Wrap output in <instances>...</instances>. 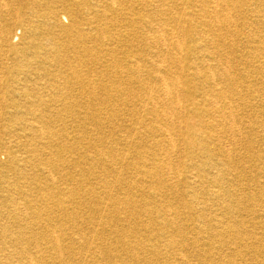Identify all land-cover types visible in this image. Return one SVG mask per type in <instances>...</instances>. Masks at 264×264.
I'll list each match as a JSON object with an SVG mask.
<instances>
[{"label": "rangeland", "instance_id": "rangeland-1", "mask_svg": "<svg viewBox=\"0 0 264 264\" xmlns=\"http://www.w3.org/2000/svg\"><path fill=\"white\" fill-rule=\"evenodd\" d=\"M47 1L0 0V21L11 29L6 39L0 37V113H2L0 115V174L8 179L11 178L10 183L5 182L0 187V200H2L0 201L2 210L0 222L7 229V249L12 248L16 256L20 250H25L28 254H41L44 264H60L52 262L55 255L49 248L50 242L42 238V235L52 234L56 235L55 237H61L64 245L72 243L73 249L65 256V262L69 263L73 259L80 260L85 249L81 246L83 242L76 241V238L81 237L80 233L87 234V237L94 235L92 223L85 219L90 214V205L106 204L104 195L109 192L119 199L116 205L119 208L123 206V199L127 197L135 198L139 202L140 210L143 212L141 218L138 220L129 218L117 222L119 225L126 226V234L129 233L127 239L134 244L138 245L137 243L142 240L155 244L154 251L160 264H179L182 261L180 258H185L189 264H213L211 260H205L203 255L197 256L200 252L215 253L216 247L220 245V242L208 243L207 239L203 238L207 236L208 228L199 221L198 214L204 213L206 221L212 224H215L218 219L224 218L229 222L230 219L220 203L207 204L211 194H207L206 190H212L214 185L209 180L212 167L203 164L204 153H190L186 148L184 134L189 128L197 126L196 118L184 112L172 115L171 137L163 134L162 130L155 132L145 130L143 134L141 132L134 134V129L137 127L129 131L127 128L133 127V124L127 121L124 125L125 121H123L127 116L125 114L127 108H135L131 104L122 105L123 99L119 98L118 92L124 87L128 88L122 81L127 78L126 69H129L126 62L129 59L127 55L139 56L141 53L149 52V62L146 67L153 69L158 63L153 52L164 51L169 47L162 43H155L154 35L144 33L150 25L159 27L161 23L160 20L155 19L156 17L165 18L163 0H65L72 10L64 8L59 0H57L60 2L58 4ZM170 1L180 4L196 3L195 0ZM225 1L227 3L218 11L230 17L229 31L227 35L224 33L220 38L214 37L220 40L219 45H216L215 40H210L203 42L204 48L218 57L220 61H215L214 64H217L219 68H229L233 76L248 73L251 83H255L260 79L259 75L253 73L256 72L255 67H261L262 70L264 67V1ZM230 1L232 3L229 5ZM52 10L60 11L66 29L71 27L74 29L69 31L73 36L78 28L86 31L84 34L87 47L103 49L104 58L102 57L100 61V64H103V71L99 68V64H96L90 69V74L102 82L104 87L99 89L92 98L81 94V88L79 91L78 84L74 83H71L68 88L60 87L57 91L58 88L54 89L52 86L53 77L44 75L41 68L36 65H30V68L25 67V64L14 55H8L5 58L10 45L18 49H22L23 43L24 46L26 45L27 39L21 27L22 19L27 20L29 16L34 18L38 13H48L53 18ZM172 26H174L173 23L164 25L162 28L170 29L171 40L174 43L180 42L183 52L186 53L194 43H191L186 36L173 31L170 28ZM96 27H98L97 39L88 33L91 28ZM65 30L60 32L58 26L54 29L56 38L63 39L59 41L60 44L67 45L66 50L60 53L69 54V57L49 66V72L53 70L59 74L68 73L69 60L73 56V51L76 52V48L82 46L83 42H72L71 38L63 37ZM93 32L95 35V31ZM111 35L115 36L114 42L110 41ZM1 40L6 41L7 44H3ZM107 48L110 54L106 53ZM112 49L114 52H111ZM2 53L4 55H1ZM116 59L121 60L120 63L123 65L121 69L114 66ZM246 59L250 62V67L247 66ZM183 62L184 59H181L179 63L181 67ZM73 64L76 65L77 62ZM144 67L143 65V69ZM82 70L86 72L88 68L82 66ZM182 73H184L183 70ZM23 85L30 89L31 98L39 101L36 105L56 118V121L52 123V129L56 133H61L62 137L57 135L52 139V150L46 147L48 139L42 133L45 130V124L41 122L39 124L37 121V111L30 112L25 107L31 99L20 92ZM149 85L152 83L144 84V86ZM108 94L112 98H107ZM63 98L72 107L70 110L65 108ZM189 100V96L184 94L181 103L186 105L190 102ZM86 101H91L99 110L101 120L104 122L102 130H99L91 120L85 119L87 112L91 115L95 113L90 108H82L77 104V102ZM247 101H250L251 107L247 105ZM154 102L159 108L170 109L173 105V103H164L161 98L154 99ZM240 103L241 106L235 111L242 117L238 123L239 128H236L232 140L222 139L219 144L226 148L222 151L229 150V155L225 154L226 159L231 161L229 168L232 173L241 175L239 179L241 182L235 187L230 185L232 182L225 183L224 186H227L228 190L236 189L239 193L247 192V196H241L243 198H240L236 204L257 210L254 218L252 213H248V216L243 215V220L249 225V229L261 236L258 238L264 240V197L260 198V195H257L258 190L264 191V177L259 172V168L264 166V158H261V155L264 156V96L253 99L246 92ZM113 109L118 112L112 111ZM171 121L167 122L171 123ZM157 122L163 121L156 120L150 123L154 125ZM163 123L165 125V122ZM216 143L211 141L208 145L214 148L217 146ZM57 148L60 153L55 151ZM111 150L114 151L115 157L110 155ZM215 150L218 151L219 148ZM50 151L57 153L54 157L58 159L57 168L49 167L50 170H48L42 167L39 171L36 167H31L38 163L39 157L52 158ZM21 154L26 156L25 162L30 167H27L28 170L24 171V176L19 178L20 175L14 173L12 167L13 165L15 168L22 167L19 160ZM243 156L246 157L245 161L241 159ZM98 160L105 161L97 163ZM155 160L162 165L159 171L153 168ZM141 161L147 163L149 171L153 168V173L146 176L140 174L137 168L141 166L139 163ZM194 165H196L195 168L192 167ZM217 166L220 172L228 169L220 163L215 167ZM198 170L202 172V177H199ZM160 179L163 186L159 185ZM103 181L108 183L105 184ZM87 187L96 188V192L100 194L98 202L86 195ZM104 191H106L105 194H103ZM253 195H257L256 197L263 202L252 206ZM195 198L198 200L193 201ZM204 203L206 204L203 209ZM237 215L239 216L238 213ZM240 218L237 217V219ZM151 219L155 221L151 222ZM162 219H176L171 226L180 228V231L169 228L165 233H161L158 224ZM248 221L251 222L248 223ZM135 225H139L140 231L130 233ZM147 227L149 229H146ZM23 229L27 231L20 232ZM99 235L101 238L98 239L100 240L98 245L92 243L93 237H90L94 250L99 249V246L101 249L108 247L114 254L128 257L129 253L117 246L116 237L109 230H103ZM182 238L186 240L182 241ZM149 246L140 247L139 254L155 257L153 250L152 253L149 250ZM98 253L97 251V255ZM26 255H19L21 258L13 256L11 264H22L21 262L26 261ZM95 258L96 260L92 263L96 261L95 264H103L97 256ZM241 258L243 264H257L258 261H264V257L246 251ZM215 259L221 260V257L215 255ZM89 260L91 257H88L87 262ZM127 264L146 263L129 261Z\"/></svg>", "mask_w": 264, "mask_h": 264}, {"label": "bare ground", "instance_id": "bare-ground-1", "mask_svg": "<svg viewBox=\"0 0 264 264\" xmlns=\"http://www.w3.org/2000/svg\"><path fill=\"white\" fill-rule=\"evenodd\" d=\"M59 1L64 8L72 10L70 4H68L65 0ZM47 2H50L51 4L60 3L57 2V0H48ZM163 2V12L166 19L162 16L156 17L155 19L160 20L161 23H158L160 24L159 27H151L150 25L144 33L154 35L155 43H162L163 45L169 47H165L166 50L164 51L155 50L153 52L156 61L158 62L153 67V69L151 67L149 69L146 67V64L149 62V52L145 54L141 53L139 56L130 57L129 55H127L129 59L126 60V62L128 63L129 69H126L127 78L122 79V81L125 86H128V90L124 87L123 89L118 91L120 93L119 98L123 99L121 103L122 105L131 104L138 109L127 108L125 112L127 116L123 120L125 121L124 125L127 121L133 124V127L127 128L129 131L133 130L134 127H137L134 129V134H140V132L141 134H143L145 130L148 132L162 130L163 134L171 137L170 127L173 123L170 119L172 115L174 116L177 112H184L185 114L195 117L197 126L194 128H189L188 131L184 134L186 148L190 153H204L203 164L205 166L212 167V171L209 172V180L214 185L212 190H206L207 194H211L212 196L211 197L209 195V202L207 204L220 203L227 217L230 219V222L226 221L224 218H222L221 220L218 219L215 224H212L206 221V216L204 213L200 212L198 214L199 221H201V223L203 222L208 228V234L207 236H203V238L207 239L208 243L215 241L220 242V245L216 247L217 251L215 253L200 252L197 254V256L203 255L205 260H211V263L213 262V264H243V262H241L243 260L241 256H244L245 251L253 252L257 256L264 257V240L258 238L261 236H258L252 229H249V225H247L243 220V215L248 216V213H252L254 218L257 215V210L252 209L251 207H245L236 204V202L240 200V198H243L241 196H247V192L239 193L236 189L228 190V187L224 186L225 183L232 182L230 183V185L232 187H235L236 184L241 182L239 181L241 175L231 172L229 168L231 167V161L227 160L225 157V154L229 155L230 152L229 150L222 151L226 148H223L219 144L222 139L232 140V135L235 133L236 128H239L238 123L240 119H242V117L240 114L237 115L235 111L241 106L240 100H242L244 93L248 92L253 99H256V97L262 98L264 96V67L263 70L260 69L261 67H255L256 72L253 73H255V75H259L260 79L256 80L255 83H251V81L249 80L250 75L248 73H245L244 75L239 74V76H233L229 68H219L217 64H214L215 61H220L218 57L215 56L214 53L208 52L204 48L203 42H208L210 40H215L216 45H219L220 40L218 41L214 37L220 38L224 33L227 35L229 31L228 29L230 25L228 21L230 20V17L228 18L226 14H220L218 11L220 7L227 3L225 0H195L196 3L188 2L191 5H189L188 3L180 4L179 2H172L170 0H163ZM231 3L232 2L230 1L229 5ZM51 13L53 18H51L48 13H38V15H36V17L34 18L33 16H29L27 20L22 19L21 27L24 31V37L27 39L26 45L24 46L23 43L22 49H18L10 45L7 50L8 54L5 56V58H7L8 55H14V57L18 58L20 62H23L25 64V67L30 68V65H36L37 67L41 68L44 71V75L53 77L54 82L52 83V86L54 89L58 88L57 91L60 89V87L68 88L71 83H74L78 84L79 91L81 88V94H86L87 96L92 98L97 94V91L99 89H102L104 87V84H102V82H100L98 79L93 78L90 74V69L96 64H99V68L103 71V64H100L102 57L104 58V56H102L103 49L87 47L85 45L86 37L84 34V32L86 31L78 28L77 30H75V35L73 36V34L69 31L74 29H72V27L71 29H66L65 25L63 24V17L60 11L52 10ZM171 23L174 24V26L170 27L173 31H176L182 36H186L191 43H194L193 47L186 53L183 52V46L180 42L174 43L173 40H171L172 36L170 35L172 34L169 31L170 29L167 30L164 27L162 28V26L170 25ZM57 26L60 27V32L66 29L63 33V37L71 38L72 42H83L81 47L76 48V52L73 51V56L71 60H69L70 67H68V73L66 74L55 73L53 70L49 72V66L55 65L56 61H61L69 57V54L60 53V51L66 50L67 45L60 44L59 41H62L63 39L56 38L54 29ZM93 31H95V35ZM167 31H169V35H167ZM97 32L98 27L91 28L88 33L92 37L97 39ZM10 33L11 29L7 26V24L1 23L0 21V37L6 39L7 35ZM72 37L74 38L72 39ZM114 40L115 36L111 35L110 41L114 42ZM1 42L3 44H7V42L4 40H1ZM111 52H114V49H112ZM106 53L110 54V50L108 48L106 49ZM1 55H4V53H2ZM111 58L112 57H110V59ZM181 59H184L182 67L181 64L179 65ZM73 62H77V64L74 65ZM120 62L121 60H114V66L121 69L123 65ZM246 63L248 67L251 66L248 60L246 61ZM143 65L145 66V69H143ZM82 66L87 67L88 70L84 72L82 70ZM182 70L184 71V73H182ZM179 71H181L180 74ZM217 80L220 81L218 82ZM148 82L152 83V85L144 86V84H148ZM248 82L250 84H248ZM15 83L17 84V82ZM248 88L250 89V92ZM158 89L159 91H157ZM29 90L30 89H27L26 85H23L20 88V92H22V94H25L28 99H31V102H28L25 107L30 112L37 111V121L39 122V124L40 122L45 124V130L42 133L45 134L49 142L46 143V147L49 150H52V139L57 135L62 137L61 133H56L52 129V123L56 121V118L45 112L42 108H40V106L36 105V103L39 101H34L31 98ZM184 94L189 96L190 99V102L186 105H183L181 103V99L183 98ZM107 98H112V96L108 94ZM156 98H161L164 103H173L172 108H159L154 102V99ZM63 103L65 105V108H69V110L70 108H72L67 104L64 98ZM77 104L82 108H90L92 112L95 111V113H92L93 115L89 114L86 111L87 114L85 115V119L91 120L95 123L96 127L99 128V130H102L104 122L101 120L102 117L100 116V112H98L99 110L93 106L94 104H92L91 101L77 102ZM247 105L251 107L250 101H247ZM20 107L21 106H19V108ZM117 110L120 109L117 108ZM117 110L113 109L112 111ZM1 114L2 113H0V115ZM156 120L165 122L166 127L163 122H157L154 125L150 123L151 121L155 122ZM167 121H171V123H168ZM216 131L219 132L216 133ZM211 141L217 142V146H215L214 148H219L218 151L208 145ZM58 148L55 150L56 152H59ZM50 152L52 158L39 157L38 163L31 165V167H36L39 171L42 167L43 169L48 170H50L49 167L57 168L58 159L54 158L55 156H57V153L53 151ZM113 152L114 151L111 150L110 155L115 157V154ZM258 156L260 155L258 154ZM13 157H15V155H13ZM261 158H264V156L261 155ZM53 159L55 161H53ZM156 159L158 158L156 157ZM241 159L245 161L246 157L243 156ZM19 160L22 163V167L15 168V165H13L12 169L14 170V173L20 175V178L24 176V171L28 170L27 167L30 166H28L25 162L26 156H23L21 154ZM103 161L105 160H98L97 163H101ZM139 163L141 164V166L137 168V170L143 176L153 173V168L159 171L162 167L158 160H155L153 162L154 166L150 171L148 170L147 163L145 161H141ZM219 163L226 166V168H228L227 171L220 172L218 166L215 167ZM196 165L192 167L195 168ZM259 169L260 175L264 177V166H261ZM167 173H169V171ZM198 175L199 177L203 176L202 172L199 170ZM109 176L111 177V175ZM10 180L11 178L8 179V177H4L2 174H0V187L5 182L10 183ZM103 182L105 184L108 183L107 181ZM159 182V185L163 186L162 179H160ZM95 189L96 188L93 187H87L86 195H88L89 198H91L95 202H98L100 194H98ZM258 192L259 194L257 195H260V198H263L264 191L258 190ZM105 193L106 191L103 192V194ZM257 195L252 196V206H254L256 203L263 202L256 197ZM104 196L107 200L106 204L90 205V214H88L85 218L89 223H92L94 235L87 237V234L84 235L80 233L81 237H79V239L76 238V241L83 242L81 246H83V248L85 249V253L81 255L80 260L73 259L71 262L69 261V263L65 262V256L67 254H70L69 252H71L73 249V246L71 245L72 243L64 245L61 237H55L56 235L54 236L52 234L42 235L43 239L50 242L49 248L54 252L55 256L52 258V262H59L60 264H95L96 261L94 263L92 262L93 260H96L95 257L97 256L99 261H102L103 264H127L129 261H132L134 263L143 261L146 264H160L158 262V258H156V253L154 251L156 250L155 244H151L152 242H145L143 240L141 242H138V245L134 244L127 239V236L129 237V233L126 234V226L124 224L119 225L118 223L120 220L124 221L125 219L129 218H132L133 220H138L139 218H141L143 212L140 210L141 205H139V202L135 198L127 197L123 199L122 203L124 204L121 208H119V206H116L119 202L118 198H115L109 192H107ZM197 200L198 199L195 198L193 201ZM205 204L206 203H204L203 209L205 208ZM184 208L186 209V207ZM174 213L176 214V212ZM237 213L239 214V216L237 215ZM1 217L2 210L0 209V220ZM237 217L241 218L237 219ZM175 220L176 219L160 220L158 225L160 226L161 233H165L169 228L180 231V228L171 226L172 224H174ZM153 221L155 220L151 219V222ZM249 222L251 221H248V223ZM254 228L257 229L258 227L254 226ZM27 229L20 230V232L25 233ZM146 229H149V227H147ZM103 230H109V232L116 237L117 246L122 250L127 251V253H129L128 257H121V255H119L118 253L114 254L112 249L108 247L101 249L100 246H97L100 250H94L90 242V237H93L92 243H97L98 245L100 241L98 239L101 238L99 234ZM138 231H140L139 225H135L134 227H132L130 233H137ZM7 238V229L0 222V264H11V259L13 258V256L21 258L19 256L21 254H27L25 256L26 261L21 262L22 264H44V262L42 261L43 256L41 254H28V252H26L25 250H20L18 252L19 254H17L16 256L13 250H11L12 248H10V250L7 249ZM185 240L186 239L182 238V241ZM170 244H172V242H170ZM147 245H150L149 250L151 251V253L153 250L155 257L141 256V254H139V252L141 253V251L138 249L140 247L143 248ZM97 251L99 252L98 255ZM215 255L220 256L221 260H216ZM88 257H91V260H89V262L91 263L87 262ZM115 258L117 260H115ZM180 260L182 261L179 264H189L185 258H180ZM257 264H264V261H258Z\"/></svg>", "mask_w": 264, "mask_h": 264}]
</instances>
